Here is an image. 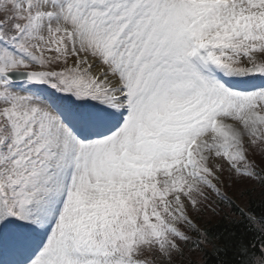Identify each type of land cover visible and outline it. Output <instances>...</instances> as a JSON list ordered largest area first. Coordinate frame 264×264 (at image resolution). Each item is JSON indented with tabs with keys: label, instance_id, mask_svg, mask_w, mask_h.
<instances>
[{
	"label": "snow or ice",
	"instance_id": "snow-or-ice-1",
	"mask_svg": "<svg viewBox=\"0 0 264 264\" xmlns=\"http://www.w3.org/2000/svg\"><path fill=\"white\" fill-rule=\"evenodd\" d=\"M0 264H264V0H0Z\"/></svg>",
	"mask_w": 264,
	"mask_h": 264
}]
</instances>
